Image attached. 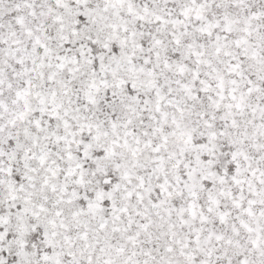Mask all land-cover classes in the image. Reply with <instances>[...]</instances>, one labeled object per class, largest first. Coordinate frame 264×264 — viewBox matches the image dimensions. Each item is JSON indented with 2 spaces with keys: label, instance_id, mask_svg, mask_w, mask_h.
<instances>
[{
  "label": "snow or ice",
  "instance_id": "6c2138e0",
  "mask_svg": "<svg viewBox=\"0 0 264 264\" xmlns=\"http://www.w3.org/2000/svg\"><path fill=\"white\" fill-rule=\"evenodd\" d=\"M0 264H264V0H0Z\"/></svg>",
  "mask_w": 264,
  "mask_h": 264
}]
</instances>
